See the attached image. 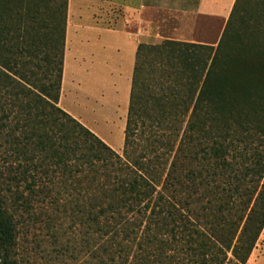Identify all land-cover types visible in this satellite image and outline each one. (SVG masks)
<instances>
[{"label": "trees", "instance_id": "1", "mask_svg": "<svg viewBox=\"0 0 264 264\" xmlns=\"http://www.w3.org/2000/svg\"><path fill=\"white\" fill-rule=\"evenodd\" d=\"M66 12L0 0V264H18L8 196L31 207L50 164L83 184L75 217L102 239L94 264H245L264 226V0H235L215 46L137 45L124 160L58 105ZM154 124L175 135L136 153Z\"/></svg>", "mask_w": 264, "mask_h": 264}, {"label": "crops", "instance_id": "2", "mask_svg": "<svg viewBox=\"0 0 264 264\" xmlns=\"http://www.w3.org/2000/svg\"><path fill=\"white\" fill-rule=\"evenodd\" d=\"M235 0H67L58 105L98 137L93 123L124 136L139 43L215 46Z\"/></svg>", "mask_w": 264, "mask_h": 264}, {"label": "rangeland", "instance_id": "3", "mask_svg": "<svg viewBox=\"0 0 264 264\" xmlns=\"http://www.w3.org/2000/svg\"><path fill=\"white\" fill-rule=\"evenodd\" d=\"M157 74L158 84L163 85L165 88L163 90L167 91L166 85L162 84V75L158 72ZM176 89H179L177 94L181 95V87ZM92 125L105 140L90 131L124 160L120 128L117 126L110 129L104 128L100 122ZM175 125L176 130L181 131V116ZM171 131L157 127L155 124L153 127H144L135 140L137 142L136 153L142 144L152 140L154 135L161 136L160 134L163 133L168 135ZM171 134L174 136L175 130ZM146 138L148 140H145ZM161 149L158 153L167 155L164 149ZM8 160L13 164L18 162L14 156L8 157ZM47 169L49 170L48 176L38 172L34 185L37 196L32 199L31 207L25 208L12 197L7 198L9 206L14 208L17 223L16 258L18 264H94L91 254L93 251H99L102 239H100L99 232L92 234L88 225L75 217L77 212L74 207L78 200L73 197L78 192L81 196L83 195V184H76L72 176L63 174L59 168L51 164L47 166ZM23 186L24 184L20 186V190L23 189V194L26 195L28 191ZM71 209L75 210L73 214ZM245 264H264V226Z\"/></svg>", "mask_w": 264, "mask_h": 264}]
</instances>
